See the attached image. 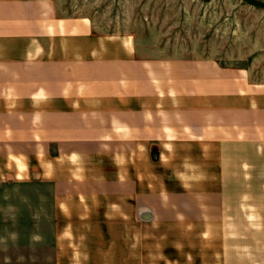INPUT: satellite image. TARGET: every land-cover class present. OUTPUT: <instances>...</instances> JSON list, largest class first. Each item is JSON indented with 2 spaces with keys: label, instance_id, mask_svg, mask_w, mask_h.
<instances>
[{
  "label": "crops",
  "instance_id": "obj_1",
  "mask_svg": "<svg viewBox=\"0 0 264 264\" xmlns=\"http://www.w3.org/2000/svg\"><path fill=\"white\" fill-rule=\"evenodd\" d=\"M137 48L0 0V190L34 196L51 264H264V86Z\"/></svg>",
  "mask_w": 264,
  "mask_h": 264
},
{
  "label": "rangeland",
  "instance_id": "obj_2",
  "mask_svg": "<svg viewBox=\"0 0 264 264\" xmlns=\"http://www.w3.org/2000/svg\"><path fill=\"white\" fill-rule=\"evenodd\" d=\"M58 2L72 17L88 18L96 33L132 41L143 54L211 60L264 86V0ZM24 197L11 186L0 190V205L15 209H0V264H51L52 226L19 208L20 201L35 200Z\"/></svg>",
  "mask_w": 264,
  "mask_h": 264
}]
</instances>
